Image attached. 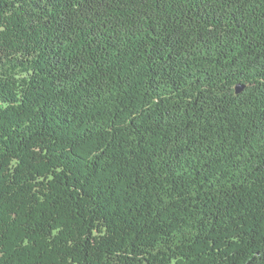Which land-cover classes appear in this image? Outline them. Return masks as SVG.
Wrapping results in <instances>:
<instances>
[{
  "label": "trees",
  "instance_id": "trees-1",
  "mask_svg": "<svg viewBox=\"0 0 264 264\" xmlns=\"http://www.w3.org/2000/svg\"><path fill=\"white\" fill-rule=\"evenodd\" d=\"M0 264H264V0H0Z\"/></svg>",
  "mask_w": 264,
  "mask_h": 264
}]
</instances>
